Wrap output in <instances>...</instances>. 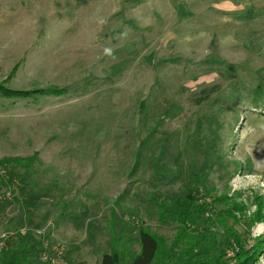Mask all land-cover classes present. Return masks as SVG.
I'll use <instances>...</instances> for the list:
<instances>
[{
	"label": "rangeland",
	"instance_id": "rangeland-1",
	"mask_svg": "<svg viewBox=\"0 0 264 264\" xmlns=\"http://www.w3.org/2000/svg\"><path fill=\"white\" fill-rule=\"evenodd\" d=\"M0 85L50 91L0 96V159H32L0 189V244L130 264L140 226L168 263L188 242L153 199L197 186L193 228L264 264V0H0Z\"/></svg>",
	"mask_w": 264,
	"mask_h": 264
},
{
	"label": "trees",
	"instance_id": "trees-1",
	"mask_svg": "<svg viewBox=\"0 0 264 264\" xmlns=\"http://www.w3.org/2000/svg\"><path fill=\"white\" fill-rule=\"evenodd\" d=\"M215 90L210 89V92H215ZM46 92L50 91L42 89L12 90L0 85V96L6 97L29 98L33 94H45ZM31 164L32 159H0V189L10 190L14 193L20 187L19 184H15V179L18 178L22 182L20 176L14 173V169L16 167L27 168ZM13 188L14 190H12ZM15 194L17 193L15 192ZM14 197L17 198L16 195ZM153 201L156 203L161 220L173 222L176 227L182 230L183 237L180 239L183 242H188V248L180 251L177 257L169 259L166 263L164 259L166 250H164L165 248L162 249L161 240L147 231V227L139 226L137 229L139 250L130 264H229L228 259L225 258V250L230 246L233 247L234 244L240 248L236 253L234 264H252L251 255L254 249L246 251L243 244L239 242V236L235 233L228 232L230 239L217 241L207 229L198 231L193 228L195 225L198 227L199 223L207 224L208 219L205 214L210 211L209 205L201 197L199 187H187L163 198L155 197ZM189 232L194 233V235ZM8 238L7 240L6 238L1 239L0 264H28L31 258L38 256L40 258L39 264H51L42 261V256L43 254H53L46 252L40 254L38 249L42 245L44 249L47 246H44L43 239H37L33 232L25 229L17 232L15 240H8ZM98 264H122L120 252L113 250L110 253H103Z\"/></svg>",
	"mask_w": 264,
	"mask_h": 264
},
{
	"label": "built area",
	"instance_id": "built-area-1",
	"mask_svg": "<svg viewBox=\"0 0 264 264\" xmlns=\"http://www.w3.org/2000/svg\"><path fill=\"white\" fill-rule=\"evenodd\" d=\"M2 248V243L0 244V249ZM57 255H48V254H43L42 256V261L44 262H48V263H51V264H56L57 262Z\"/></svg>",
	"mask_w": 264,
	"mask_h": 264
}]
</instances>
